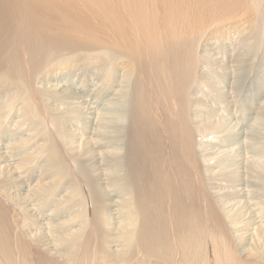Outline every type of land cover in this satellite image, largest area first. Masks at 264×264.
Here are the masks:
<instances>
[{
    "label": "bare ground",
    "instance_id": "1",
    "mask_svg": "<svg viewBox=\"0 0 264 264\" xmlns=\"http://www.w3.org/2000/svg\"><path fill=\"white\" fill-rule=\"evenodd\" d=\"M252 39L264 0H0V264H264V206L229 208L215 156L239 133L211 119ZM96 67L97 92L68 89ZM54 73L79 77L40 84ZM122 82L119 144H74L63 120L102 117Z\"/></svg>",
    "mask_w": 264,
    "mask_h": 264
},
{
    "label": "rangeland",
    "instance_id": "2",
    "mask_svg": "<svg viewBox=\"0 0 264 264\" xmlns=\"http://www.w3.org/2000/svg\"><path fill=\"white\" fill-rule=\"evenodd\" d=\"M252 42H253L252 45H254V43H255V46H257V48H259L260 50H255L256 47L254 46L255 49H253L254 48L253 47L251 49L252 51L249 52V54H251L252 56L250 57L249 54L245 55L244 56L245 58L243 57V61H240L238 63V67L235 68V69H237V72L235 74L236 79L234 78V80H233V81H235V83L234 82L232 83V84H234L235 88H234V86H232V84H231L232 88L230 85L227 86L225 84L227 89L229 87L231 88V93L229 95V98H227L229 100L228 104H227V106L224 105L216 113L215 118L211 117L212 120H214L216 118L218 119V121L221 120L223 125L227 126L229 128L228 129L229 131H231V127H232L233 131L239 133L238 134L239 140H238V143L235 147H233L229 150H226L227 152H225V151L220 152L222 149L228 148V147L224 146V148H221L220 150L215 152V156L217 159L218 158L220 159L221 163L223 164L222 166H224V164H225V166L227 165V170H229V168H230V170L233 169V171L235 173H237L233 182H236V180L239 178L238 182H236V184H238V185H236L234 183V186L236 185V187H233V188L234 189H237V188L241 189V192L239 191V194H240V196L242 195L240 198V202L241 201L242 202L241 203L238 202L237 204H234L233 206L231 205L232 207L229 206V208L234 209L236 213H238V214L240 213L241 215H244V217H246V215L247 216L250 215L251 213L252 214L255 213L257 206H262V207L264 206V203H263L264 202V169H263L264 168V106H262V104H264L263 103L264 102V99H263L264 98V42L262 43L261 41H257L254 39L251 40V43ZM258 42H261V43H258ZM260 44L262 45L261 48H260V46H261ZM228 46H230V47H227V50H225L227 52H228V49H231V47H232L231 45H228ZM253 54L255 57L253 56ZM251 58H253V59H251ZM249 65H251V66H249ZM94 69H96V70H94ZM117 70H118L117 72H119V73L121 72V69H117ZM84 73H86V74L81 76V77L83 79H85V77H86L87 81L85 80V85L81 86V83H79V82H82L83 80L79 81L80 79H76V81H73L74 82L73 84L68 85V83H67L65 85H68L67 87L70 90L74 89L72 86H74L75 88L77 86H78V88L85 86L83 89H85V88L91 89L93 87V88H97L96 89V92H97L99 84H97V82L95 83V85H93V84H94V80L96 79L95 76L98 73V68L96 67V68L88 69ZM66 75H60V73H56V74L54 73V74H51L50 76L48 75L46 78L47 80H42L40 82V84H44L46 86H49V85H52L53 83L61 81L59 84L62 85L63 83L66 82L64 80L65 77L69 78L70 75H73V78L79 77V76L74 77L73 73L66 74ZM91 77L94 79H92ZM79 84H80V86H79ZM226 87H225V89H226ZM118 89H119L118 92L117 91L114 92V93H116V95L112 94V95L106 96L105 91H101V93L103 92V94L100 93L99 97H96L97 101H95V98L93 99L94 102L91 100L94 104H90V105L91 106L95 105L94 106L96 108L95 110L100 111L102 108V110L99 112L102 117H99L98 116L99 114L96 115L93 112V110L91 111L90 109H88L87 112L83 115V117H84V119H82L83 123L80 122L81 124L79 125V129H77L78 131H76V127L73 124H70L69 117L67 116L66 119L63 120V125H64L65 129L67 130V133L68 134L70 133L72 138H76L75 136H78V135H76V133L79 135L82 134L83 138L90 136L91 134H94L95 139L98 138L97 139L98 141H100L102 139V143L107 144L110 149H113L112 146L114 147L115 145H118L119 144V142H117L118 137H117V133H115L117 128H115V127H117V125L119 124V121L114 120V119L119 120L120 112H117V109L120 108L121 100L123 98H125V94L127 92L126 83L122 82L120 84V86H117L115 88V90H118ZM233 89L236 90V91H234L235 94L233 92ZM94 91H95V89H93V91H92L95 94ZM109 91H111V90H108L107 92H109ZM121 92H122V94L120 95L119 93H121ZM65 105L73 106L74 103L73 104L68 103ZM78 105H79L78 103H75L74 106H78ZM112 108L115 110L113 111ZM238 109H239V111H238ZM79 110L80 111L77 112L78 114L80 112H82V110L80 108H79ZM111 111L116 112V113L113 114V112H111ZM118 111H119V109H118ZM100 118L101 119L103 118L102 119L103 123L106 125V127H104V128L102 127L103 129L102 128L98 129V127H97V125L101 126V119ZM253 120H254V122H253ZM114 121L117 122L118 124L116 123L117 124L116 125ZM87 122H90V124L92 126L88 130V133L85 134L83 131L84 130L83 126ZM76 125H78V122L76 123ZM113 125H115V126H113ZM9 127L11 128V125ZM80 127H81V130H80ZM93 127L96 129H94ZM105 128H106V130H105ZM112 128H114L115 131H113ZM110 130H112V132H108ZM251 130H253V131H251ZM81 131H82V133H81ZM7 132L8 131H6L4 133L3 137L4 138H11L10 136H6V135H9V133L11 134V132H9V133H7ZM74 133H75V135H74ZM109 133L111 135L113 134V136L111 137L109 135ZM250 134H252V135H250ZM2 138H1V140L4 139V138L3 139ZM77 138L73 140L75 142L74 144H78V143H76L78 140H79L78 142H80V143L83 142L82 138H80L81 141H80V139H77ZM103 141H105L106 143ZM111 142L114 144L112 145ZM83 144H84V142L82 143V145ZM82 145H79V146H82ZM238 146H239V148H238ZM221 153L224 155H222ZM223 156H225V157H223ZM232 165H235V166H232ZM246 166L248 168H250L251 171ZM235 168H237L236 169L237 172L234 170ZM249 173H250V175H249ZM256 173H258V177H256L257 176ZM237 176H238V178H237ZM258 178L261 182L258 180ZM233 188H232V190H234ZM106 189L108 190V188H105V189H101V191L103 193L106 191L104 193V194H106L108 192ZM112 193H114V192H112ZM244 198L245 199L247 198V199L245 200ZM253 201H255L256 203H254ZM243 202H244V204H243ZM236 205L241 209H238V207ZM263 209H264V207H263Z\"/></svg>",
    "mask_w": 264,
    "mask_h": 264
}]
</instances>
